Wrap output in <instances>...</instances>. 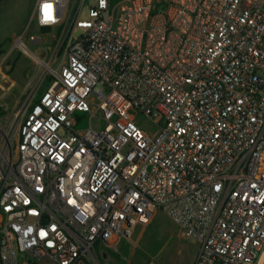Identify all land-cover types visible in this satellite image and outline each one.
<instances>
[{
  "label": "built area",
  "instance_id": "obj_1",
  "mask_svg": "<svg viewBox=\"0 0 264 264\" xmlns=\"http://www.w3.org/2000/svg\"><path fill=\"white\" fill-rule=\"evenodd\" d=\"M89 1L34 0L0 55V264H110L158 210L191 264H258L264 0ZM14 50L52 79L9 110Z\"/></svg>",
  "mask_w": 264,
  "mask_h": 264
},
{
  "label": "rangeland",
  "instance_id": "obj_2",
  "mask_svg": "<svg viewBox=\"0 0 264 264\" xmlns=\"http://www.w3.org/2000/svg\"><path fill=\"white\" fill-rule=\"evenodd\" d=\"M33 1L0 0V45L3 47L8 46L9 48L11 44L9 41L12 40V37L22 31L28 20ZM91 2L92 0L89 1V3ZM114 2L112 1L111 3L114 4ZM32 33L41 35L47 45L51 43L53 31L51 33H40L36 28H33ZM14 51L13 53L16 52ZM9 76L14 80V84L3 96L2 101L11 110L16 100L20 99L21 102L30 92L31 87L33 89L37 88L35 96L38 97L48 85V77L51 76V73L42 64H36L28 57L20 54ZM130 112L133 115L136 114L133 111ZM134 117L135 123L145 128L148 132L156 130L157 127L142 115L138 114L137 116L134 115ZM83 125L86 124L84 122L80 123L78 127H83ZM97 126L94 122V127L98 129ZM176 232V226L162 211H159L154 214L151 221L147 224V234L141 240L137 254H140V252L147 253V261L153 264H189L191 256L194 252L196 253L198 245L190 239H179L176 236ZM132 247L133 244L130 241L122 240L118 252L111 253L112 255L110 256H113L116 263L125 264Z\"/></svg>",
  "mask_w": 264,
  "mask_h": 264
},
{
  "label": "crops",
  "instance_id": "obj_3",
  "mask_svg": "<svg viewBox=\"0 0 264 264\" xmlns=\"http://www.w3.org/2000/svg\"><path fill=\"white\" fill-rule=\"evenodd\" d=\"M34 3V1H33ZM32 3V5H33ZM32 5H31V8H32ZM160 210L156 211L155 214H157ZM156 216V215H155ZM167 217V216H166ZM155 218V217H154ZM151 225V224H149ZM148 225V226H149ZM147 234V225L145 226H141V225H136L133 230H132V233L130 234L129 237H124L122 238L119 243H118V248H119V245L121 243L122 240H127V241H130L132 244H133V247L128 255V258L127 260L125 261V264H148V261H147V253L145 252H140V254L138 255L137 254V249L139 248V245H140V242L141 240L143 239V237ZM176 236L179 238V239H187L185 237H183L177 230L176 232ZM188 240V239H187ZM191 240V239H190ZM197 249H198V246H197ZM196 253H197V250H196ZM196 253L194 252V254H192L191 256V259H190V262L189 264L192 263ZM107 263H110V264H119V263H116L113 259V256L111 257L109 255L107 261Z\"/></svg>",
  "mask_w": 264,
  "mask_h": 264
},
{
  "label": "trees",
  "instance_id": "obj_4",
  "mask_svg": "<svg viewBox=\"0 0 264 264\" xmlns=\"http://www.w3.org/2000/svg\"><path fill=\"white\" fill-rule=\"evenodd\" d=\"M110 1L112 2V1H115V0H110ZM154 4H155V9L156 10L163 7V2L162 1L155 0ZM36 29L40 33H46V32L50 31L49 27H41V28H36ZM9 43H10V41H9ZM7 49H8V46L7 47H3L2 45H0V55L5 53L7 51ZM20 54L21 53L17 52V51L15 53L12 52V53L9 54V56H8V58L6 60V64L9 65V69L6 70L8 74L11 73V70L14 67V64H15L18 56H20ZM51 79H52V76H49L48 77V82H50ZM0 113H2L1 109H0Z\"/></svg>",
  "mask_w": 264,
  "mask_h": 264
},
{
  "label": "bare ground",
  "instance_id": "obj_5",
  "mask_svg": "<svg viewBox=\"0 0 264 264\" xmlns=\"http://www.w3.org/2000/svg\"><path fill=\"white\" fill-rule=\"evenodd\" d=\"M263 261H264V251H263V253H262L261 257H260V260H259L258 264H262Z\"/></svg>",
  "mask_w": 264,
  "mask_h": 264
},
{
  "label": "water",
  "instance_id": "obj_6",
  "mask_svg": "<svg viewBox=\"0 0 264 264\" xmlns=\"http://www.w3.org/2000/svg\"><path fill=\"white\" fill-rule=\"evenodd\" d=\"M262 264H264V261H263V263Z\"/></svg>",
  "mask_w": 264,
  "mask_h": 264
}]
</instances>
